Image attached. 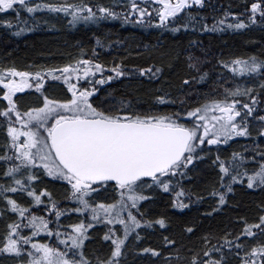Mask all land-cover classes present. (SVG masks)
I'll return each instance as SVG.
<instances>
[{"label": "snow or ice", "instance_id": "snow-or-ice-1", "mask_svg": "<svg viewBox=\"0 0 264 264\" xmlns=\"http://www.w3.org/2000/svg\"><path fill=\"white\" fill-rule=\"evenodd\" d=\"M203 4L204 0H127L126 10L116 11L115 6L94 4L91 0H64L63 3L0 0V14H3L0 25L13 27L7 19L10 12L17 21L27 25L20 20L21 12L26 11L35 19V13L47 10L66 14L71 25L120 17L128 23L129 17L134 16V23H154L156 27L180 32L193 26L196 15L191 9ZM244 13L248 23H257L258 17L264 22V0H251L245 5ZM227 16L236 17L235 22L227 24L229 28L248 26L237 13L228 12ZM224 24L225 19H221L212 30ZM24 30L30 31L31 27L20 29ZM173 59L178 60L179 56ZM203 62L195 53L187 54L185 64L189 75L182 79L185 87L180 90L185 96L192 81L203 83L208 79L209 73L202 71ZM218 63L231 73L233 81L264 77V59L236 57ZM164 72L165 68L157 64L129 67L121 60L106 65L95 50L92 57L78 58L62 67L28 71L0 66V129L5 133L0 153V162L5 166L0 168L3 181L0 182V221L5 224L0 255L15 258L17 264H126L130 237L138 241L141 230L157 225L166 227L163 217L150 220L142 211V202L153 199L145 192L150 189L170 192L176 201L174 207H188L181 198L191 196L182 181L191 179L189 173L194 162L204 160L211 151L210 146L226 145L235 137L251 136L252 121L264 124V115L257 113L258 106L264 110V100L260 99L264 83H257L260 92L234 83L232 87H224L222 93H201L193 106H189L186 99L173 98L172 93L163 89L158 90L159 94L153 96V103L147 107L135 95L112 96L111 99L97 95L98 85L121 78L153 82ZM192 72L198 75L192 76ZM58 80L67 88L63 96H50L55 87L52 82ZM227 80L224 78L225 84ZM26 89H34L39 94L37 104L21 105L22 98L17 94H24ZM238 97H248V102ZM170 105L179 107L163 110ZM258 134L264 138V128ZM258 156L257 160L256 155L233 152L221 158L217 152L212 163L219 170V188L209 192L217 199L214 212L227 203L228 194L234 191L233 185H243L245 178L249 189L264 187V149ZM248 163L256 166L249 170L245 166ZM45 176L63 181L65 199L77 206L61 208L47 187L39 190L33 187V182L42 184L41 177ZM109 192L115 195L106 196ZM8 193H26L30 200L25 205ZM33 207L46 215H37ZM69 212L79 214L78 222L62 225L60 218ZM13 216L15 218H11ZM241 219L244 227L235 236L226 232L216 243L208 235L202 237L203 247L192 252L188 264H229L230 254L235 255L240 264H264V214L256 223ZM97 225H104L106 229L102 240L109 250L103 258L89 259L85 254V241L91 239L88 230ZM186 230L193 232L192 227ZM241 237L255 243L246 246ZM52 238L55 243L47 242ZM163 239L167 245L176 246L174 240L166 236ZM142 251L157 257L161 255L155 248ZM175 258L179 260L180 256L177 254Z\"/></svg>", "mask_w": 264, "mask_h": 264}, {"label": "trees", "instance_id": "trees-1", "mask_svg": "<svg viewBox=\"0 0 264 264\" xmlns=\"http://www.w3.org/2000/svg\"><path fill=\"white\" fill-rule=\"evenodd\" d=\"M84 2H88V0H84ZM250 2L251 0H204L203 6H194L191 9L196 15V22L193 26L180 32L158 30L156 36H143L113 28L83 32L75 28L85 23L71 25L70 17L67 15L61 16L57 12L47 10L35 13V19L32 14H28L26 11L21 12L20 20L26 21L27 25H25L17 21L15 15L9 13L7 19L11 21L13 27L0 25V66H15L19 70L28 71L59 67L72 63L80 56L92 55L93 50L97 55L110 51V55L107 56L108 62L122 60L129 67H147L149 64L163 66L165 68L163 76L153 82H149L147 79L125 80L121 78L109 83L108 90L112 96L135 95L139 97L145 107L153 103V96L159 94L158 90L160 89L172 93L173 98L186 99L189 106H193V101L199 98L201 93H222L224 87H232L234 83L252 87L255 92H260L257 83H264V77L257 76L255 80L237 78L233 81L230 78L231 73L218 63L219 60L230 61L236 57L264 59V22H261L259 17L255 24L247 22L244 8ZM100 3L105 6H114V0H100ZM228 12L237 13L240 19L246 20L248 26L243 29L227 27L229 22L236 20V17L233 16L226 17ZM2 15L0 14V17ZM221 19H225V24L219 26L215 31L212 30V26ZM103 21L104 19H101L99 23ZM128 25L137 26L139 24ZM26 27H31V30L20 31ZM98 39L101 47L105 43V48L97 46ZM188 53H195L202 58L204 61L202 71H207L209 77L203 83L192 81L188 95L185 96L180 90L185 87L181 83L182 79L188 78L189 75L185 64ZM177 55L179 59H173ZM169 63H171V67H168ZM191 75L197 76L198 73L192 72ZM224 78H228L226 84ZM46 79L51 82L50 77ZM217 80L220 81L219 84L216 83ZM60 81L52 82L55 87L49 93L50 96H63V92L57 94L58 89L60 90ZM61 85L65 88L63 84ZM45 87H48L47 83ZM104 95L106 94H102V96ZM18 96L22 98L20 101L22 106L38 103L39 95L35 91L27 89V92ZM238 99L248 102V97H238ZM260 99L264 100V94ZM178 107L179 105H170L163 110L172 111ZM257 113L264 115V110L258 106ZM261 128H264V124L252 121L249 128L251 136L235 137L226 145L210 146L211 151L205 156V159L194 162V167L189 173L191 179L182 181V185L191 196L190 199L181 198L188 207L183 209L174 207L176 201L170 192L151 189L145 192L153 199L142 202V211L150 220L163 217L166 220V227L161 228L157 225L152 229L141 230V239L138 241H133L130 237L126 264H188L192 252L199 251L203 247L202 237L205 235H208L212 238L213 243H216V240L226 232H231L233 236L238 234L244 227L241 218L246 219L249 223L258 222V217L264 214L261 212V207L264 206V187L249 189L245 178L243 185H233L234 191L228 194L227 203L218 207L215 212L213 208H217V199L210 196L209 192L213 188H219V170L212 163L217 152L221 158L228 157L233 152H239L244 156L256 155L258 160V152L264 149V138L258 134ZM4 144L5 133L3 129H0V153L3 152ZM245 166L251 170L256 165L248 163ZM2 167L5 166L3 162H0V168ZM41 178L43 183L33 182V187H37V190L47 187L61 208L77 206L75 202L65 199L66 186L63 181L46 176ZM0 182L3 181L0 180ZM8 195L25 205L30 200L26 193H8ZM105 195L112 197L115 194L109 192ZM197 197L201 199H197ZM104 202H111V200ZM33 211L37 215H46L44 212L36 211L35 207H33ZM48 218L52 219L53 217ZM78 218L79 214L69 212L60 218V222L62 225H68L78 222ZM49 226L52 227L51 224ZM119 227L117 225V228ZM188 227L193 228L192 233L187 232ZM63 230L64 228H61V231ZM105 230L104 225H97L94 229L88 230L91 239L85 241V254L89 259H93L95 256L103 258L107 254L109 249L102 240ZM4 231L5 224L0 221V238ZM165 236L174 240L176 246L167 245L163 239ZM241 240L246 246L255 243L251 239L244 240L243 237ZM47 242L55 243V239L52 238ZM143 248H155L161 255L157 257L150 253H144ZM177 254L180 256L179 260L175 258ZM169 256L172 258L166 259ZM0 264H17V260L11 256L0 255ZM229 264H240V261L235 255L230 254Z\"/></svg>", "mask_w": 264, "mask_h": 264}, {"label": "flooded vegetation", "instance_id": "flooded-vegetation-1", "mask_svg": "<svg viewBox=\"0 0 264 264\" xmlns=\"http://www.w3.org/2000/svg\"><path fill=\"white\" fill-rule=\"evenodd\" d=\"M36 1H39V2H45V0H36ZM92 3H100V0H97V1H93L91 0ZM139 2V0H138ZM114 6L116 8V11H124L126 10V6H127V0H114ZM11 13V12H10ZM59 15H63L65 16L66 14L64 13H58ZM12 15L14 16L15 14L12 13ZM153 17H155V12H153ZM136 20V17L134 16H130L129 17V22L128 23H125L124 20H123V17H120V18H117V19H104V21L102 23H99L98 22H88V23H85L84 25H81L80 27H77L75 28L76 30H79V31H83V32H92V30H103V29H109V28H113L114 30L115 29H118V30H122L123 31H128V32H131V33H137L139 35H143V36H149V35H153V36H156L157 33H158V30H164L163 28H160V27H156L154 23H151V24H141L139 22H135L139 25L137 26H131V25H128V24H132L134 21ZM36 29H38L36 27ZM103 48H105V43H103ZM110 55V51L108 52H104L102 53L101 55L98 54V58L101 62H104L106 65H111L113 62H108L107 61V56ZM92 57L91 54H88V55H83V56H80L78 58H90ZM77 58V59H78ZM59 67H62V66H59ZM124 79V78H122ZM115 81V80H113ZM112 82V81H111ZM110 83V82H109ZM105 84V85H102L100 86V93L104 94L107 92V89L108 86L110 84ZM65 88H63V86L61 85V82H60V88L66 90V87L67 86H64ZM30 91H35L34 89H31ZM25 92H27V89L25 90ZM17 95H21V93H18ZM39 95V94H38Z\"/></svg>", "mask_w": 264, "mask_h": 264}, {"label": "rangeland", "instance_id": "rangeland-1", "mask_svg": "<svg viewBox=\"0 0 264 264\" xmlns=\"http://www.w3.org/2000/svg\"><path fill=\"white\" fill-rule=\"evenodd\" d=\"M45 2H47V3H63L64 2V0H45ZM102 45L100 44L99 45V47L100 48H103V47H101ZM104 53V52H103ZM61 82V84H63L64 86H67L66 84H64L63 83V81L61 80L60 81ZM67 88V87H66ZM29 90H31V89H29ZM61 90V91H60ZM60 90L58 89V91H57V94H61V92H63L64 93V89H62V88H60ZM106 95H104V96H102V93H97V95L98 96H100L101 98H107V99H111V97H112V95L111 96H109V90L107 89V92L105 93Z\"/></svg>", "mask_w": 264, "mask_h": 264}]
</instances>
